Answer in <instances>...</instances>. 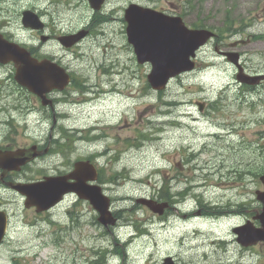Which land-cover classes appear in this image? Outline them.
<instances>
[{
    "label": "rangeland",
    "instance_id": "rangeland-1",
    "mask_svg": "<svg viewBox=\"0 0 264 264\" xmlns=\"http://www.w3.org/2000/svg\"><path fill=\"white\" fill-rule=\"evenodd\" d=\"M130 3L181 16L189 26L217 31L232 26L233 35L224 33L218 49L239 51L250 74L264 67V0H107L96 21L87 0L1 2L0 33L73 76L67 89L50 94L56 101L54 117L16 83L13 65L0 64V149L50 148L15 180L66 174L75 162L90 159L100 169L99 183L119 222L105 229L93 207L74 195L36 214L25 208L21 195L0 186V203L12 215L0 264H90L104 260L108 249L126 254L109 257L108 264H164L168 257L175 264H264V245L243 248L234 233L247 221L258 227L251 211L257 210L256 191L263 187L264 88L245 96L246 101L243 87L229 88L235 99L222 96L235 69L214 55L213 42L199 54L210 66L175 78L165 91L152 90L147 81L151 67L138 64L127 39L124 11ZM26 10L41 17L43 32L23 26ZM82 30L90 34L71 48L57 39ZM43 35L50 40L43 42ZM243 39L250 43L231 48ZM198 102L205 104L203 111ZM233 130L237 134L231 135ZM177 194H188L179 202L189 200L174 205L164 220L137 203H162L166 195ZM207 207L232 209L237 216L191 218L199 209L200 216L214 212ZM137 229L149 234L141 237Z\"/></svg>",
    "mask_w": 264,
    "mask_h": 264
},
{
    "label": "water",
    "instance_id": "water-1",
    "mask_svg": "<svg viewBox=\"0 0 264 264\" xmlns=\"http://www.w3.org/2000/svg\"><path fill=\"white\" fill-rule=\"evenodd\" d=\"M94 10H100L105 0H88ZM128 42L133 47L139 64L151 63L152 71L148 75V82L155 91L164 90L170 80L182 73L193 70L196 52L212 37L207 30H190L179 17H170L161 12L139 5H131L125 12ZM22 23L24 27L34 30L44 29V23L33 11L23 13ZM86 36V32L59 38L65 47H72ZM47 36L42 37L46 42ZM0 62L8 64L13 62L16 68V80L41 98L43 105L51 104L47 94L54 89L63 90L69 83L70 77L57 64L51 60L42 61L34 58L29 50L17 43L8 41L0 34ZM46 151H37V147L20 149L15 152L0 151V168L5 171L19 170L21 166L41 156ZM10 165V166H8ZM4 175V174H3ZM98 179L96 167L89 161L77 162L75 170L63 177L46 178L40 183L19 184L16 189L26 196L25 206L35 207L37 213L48 211L59 204L63 197L69 193H76L79 198L89 201L99 212V221L105 226L115 225L110 211L111 200L103 194L102 187L94 182ZM71 181V182H69ZM264 183V177L262 178ZM258 199L264 204V193H260ZM148 207L151 211L163 214L166 204H157L153 200L139 199L137 201ZM264 228V212L258 217ZM7 221L0 217V242L6 231ZM243 231L254 232L253 226L241 227L236 230L240 235L238 241L244 246L264 240V229L257 230L255 234L262 237L254 242L241 235Z\"/></svg>",
    "mask_w": 264,
    "mask_h": 264
},
{
    "label": "flooded vegetation",
    "instance_id": "flooded-vegetation-1",
    "mask_svg": "<svg viewBox=\"0 0 264 264\" xmlns=\"http://www.w3.org/2000/svg\"><path fill=\"white\" fill-rule=\"evenodd\" d=\"M89 31V30H88ZM89 34H90V31H89ZM54 37H52V39H53ZM236 44V43H235ZM224 52H222V51H220L219 52V54L220 55H222ZM220 58H223L224 59V61H228V58L227 57H220ZM259 71H258V73H252V75H256V76H258L259 78L261 77V79L262 78H264V67H258L257 68ZM72 79H73V76H72ZM52 110V109H51ZM53 111V110H52ZM13 175H14V173H12V174H9V178L8 179H6V182L5 183H16V180H15V177H13ZM5 183H0V185L1 186H6L5 185ZM12 193H16V192H14V191H12ZM17 194V193H16ZM167 201H168V203H170L169 202V200L167 199ZM171 204V203H170ZM169 208V207H168ZM170 209H173V206H171L170 205ZM4 210V208L2 207V204L0 203V211H3ZM167 214H169V212L167 213Z\"/></svg>",
    "mask_w": 264,
    "mask_h": 264
},
{
    "label": "bare ground",
    "instance_id": "bare-ground-1",
    "mask_svg": "<svg viewBox=\"0 0 264 264\" xmlns=\"http://www.w3.org/2000/svg\"><path fill=\"white\" fill-rule=\"evenodd\" d=\"M105 90H106V89H105ZM105 92L107 93V92H110V91H109V90H106ZM126 96H127L128 98H132V95H131L130 93H127ZM128 115H129V114H128ZM184 217H187V216H184ZM204 238H206V237H204ZM211 244L213 245L214 242H211ZM207 263H209V262H207Z\"/></svg>",
    "mask_w": 264,
    "mask_h": 264
},
{
    "label": "trees",
    "instance_id": "trees-1",
    "mask_svg": "<svg viewBox=\"0 0 264 264\" xmlns=\"http://www.w3.org/2000/svg\"><path fill=\"white\" fill-rule=\"evenodd\" d=\"M230 27H232V26H230ZM167 197H168V195H166ZM181 196V195H180ZM169 197L171 198V196L169 195Z\"/></svg>",
    "mask_w": 264,
    "mask_h": 264
}]
</instances>
